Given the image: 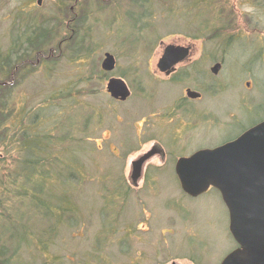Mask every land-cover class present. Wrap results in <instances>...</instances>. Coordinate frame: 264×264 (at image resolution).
I'll return each instance as SVG.
<instances>
[{
	"label": "rangeland",
	"instance_id": "obj_1",
	"mask_svg": "<svg viewBox=\"0 0 264 264\" xmlns=\"http://www.w3.org/2000/svg\"><path fill=\"white\" fill-rule=\"evenodd\" d=\"M36 2L0 0V83L9 92L0 264H220L236 248L227 210L214 189L186 197L174 163L264 120V0ZM170 45L189 47L190 57L165 77L156 63ZM105 54L110 72L101 69ZM110 79L128 88L125 101L106 92ZM25 127L44 141L39 182L73 206L59 220L18 204L31 240L18 258L9 256V229L19 226L9 227L8 181ZM153 146L164 160L150 155L132 184L131 164Z\"/></svg>",
	"mask_w": 264,
	"mask_h": 264
},
{
	"label": "water",
	"instance_id": "obj_2",
	"mask_svg": "<svg viewBox=\"0 0 264 264\" xmlns=\"http://www.w3.org/2000/svg\"><path fill=\"white\" fill-rule=\"evenodd\" d=\"M188 51V47L167 46L157 70L169 71L185 60ZM114 64L113 57L105 54L101 69L110 72ZM218 69L215 66L212 72ZM106 92L121 102L129 97L120 79L108 80ZM188 97L198 96L188 92ZM148 157L131 164L133 176ZM174 172L181 191L190 198L210 189L218 192L228 213V232L236 245L220 264H264V120L221 146L178 159Z\"/></svg>",
	"mask_w": 264,
	"mask_h": 264
},
{
	"label": "trees",
	"instance_id": "obj_3",
	"mask_svg": "<svg viewBox=\"0 0 264 264\" xmlns=\"http://www.w3.org/2000/svg\"><path fill=\"white\" fill-rule=\"evenodd\" d=\"M6 86V82L0 83V92L2 93H0V96L4 99V102L2 100L0 101V124L4 120L5 111L3 110L7 109V106H9V99L7 97V93L9 94V92L6 91ZM7 117H9V114ZM28 129H32L34 132V127H28ZM18 134L19 139L17 141V150L21 153L20 157L22 159L21 162L17 163L15 172L9 176L8 185L9 196L12 194V197H9V227L13 225L19 226L16 229H12V231L9 229V256L16 255V257L19 258L18 254L21 253L23 248L26 249L28 245L31 244V240L25 241L26 235L24 236L23 234L25 230L20 227L22 224L16 219L14 209L18 208V204L19 206H25V204L27 205L28 200L33 205L32 207L34 210H32L34 216L41 215L42 218H56L59 220L60 215L62 216V212H69L70 207L73 205L69 202L66 193L59 192V194H54L52 190H46L48 187L45 186V183H40L43 173L41 171L37 172L36 170L39 168V165L43 164V162L41 163V157L39 158V153L40 151H43L42 148H44V141H39L40 136L38 134L33 133V136H31L26 127L25 129L18 131ZM0 135L6 137V134L4 133ZM2 140L0 139V143H3ZM12 140L16 141V138L12 137ZM61 162H63V160H61ZM65 163L66 162H63L61 165L64 164V166H66L67 164ZM18 178L21 181L18 180ZM47 184L50 187V184ZM27 195L30 196L28 199H26ZM55 195H58L59 198L54 201L52 196ZM25 242L27 243L23 245Z\"/></svg>",
	"mask_w": 264,
	"mask_h": 264
},
{
	"label": "flooded vegetation",
	"instance_id": "obj_4",
	"mask_svg": "<svg viewBox=\"0 0 264 264\" xmlns=\"http://www.w3.org/2000/svg\"><path fill=\"white\" fill-rule=\"evenodd\" d=\"M77 2V0H74V3H76ZM40 4H41V1H40ZM40 4H37V2H36V5H40ZM70 11L72 12V8L70 9ZM75 19V16H73V18L69 21V24H71L72 23V21ZM67 27H68V25H67ZM73 32V31H72ZM60 43H62V41L60 42ZM181 47V46H180ZM164 50H165V48H163L162 49V54H163V52H164ZM38 51V50H37ZM190 57V48H189V51H188V55H187V57L185 58V60H183L182 62L184 63L186 60H188V58ZM161 58V57H160ZM159 61V60H158ZM181 62V63H182ZM158 63V62H157ZM157 63H156V68H157ZM102 64V63H101ZM180 63H178V64H176V65H174L173 67H171V69L168 71V70H166L165 72H163L162 74H163V76H165V77H169V76H171V75H173L174 73H175V71H176V66L177 65H179ZM18 69V66H16L15 68H14V70H17ZM13 73V72H12ZM198 97L195 99V100H197V101H200L199 99L201 98V97H199L200 95L199 94H196ZM146 155H148V156H150L151 155V157H153V156H159L160 157V159L161 160H164V156H163V154H162V152H161V150H159V148L158 147H152L151 149H150V152H148V154H146ZM145 156V155H144ZM143 157V156H142ZM149 158V157H148ZM147 158V159H148ZM147 159L142 163V165H141V167L139 168V171H138V173H137V175L135 176V174H134V176H133V173H134V171H133V167H132V165H131V168H130V173H129V180H130V182L132 183V184H134V185H137V183H138V181L139 180H141L142 179V177L144 176V163H146L147 162ZM178 160V159H177ZM177 160L175 161V163H174V169H175V165H176V162H177ZM134 163V162H133ZM175 173V172H174ZM175 178H176V175H175ZM176 180H177V178H176ZM178 182V181H177Z\"/></svg>",
	"mask_w": 264,
	"mask_h": 264
}]
</instances>
